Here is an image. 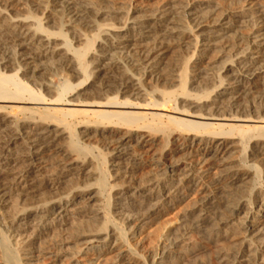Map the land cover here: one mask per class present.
<instances>
[{
  "label": "bare ground",
  "instance_id": "obj_1",
  "mask_svg": "<svg viewBox=\"0 0 264 264\" xmlns=\"http://www.w3.org/2000/svg\"><path fill=\"white\" fill-rule=\"evenodd\" d=\"M26 1L30 6L42 7V12L60 11L66 18L64 30L67 33L70 31L68 27L75 28L79 23L85 26L91 23L95 25V17L101 14H123L126 17L118 26L98 24L97 28L102 31L103 36L97 40V47H94L95 38H92L85 39L83 46L78 49L63 42L66 46L63 50L59 44L54 43L60 36H65L62 30L53 32L42 24L47 15L41 14L36 28L32 29L31 24V27L24 25L30 17L7 21L3 14L7 15V9L11 8L10 3L3 4V8H0V205L8 206L12 199L16 198L24 202L39 191L58 188L57 186L73 170L78 174L88 173V177L96 175L94 184L93 182L90 184L94 185V188L86 181L87 185L84 184L76 191L71 190L68 195L65 193V197L61 195L63 197L55 199L52 196L46 204L43 200L44 205L41 208L30 209L28 206L23 208L21 205L22 211L17 209L21 213L12 217L14 212L11 211L21 202L15 205L14 202L18 199L13 201L11 203L13 208L8 212V215L10 212L12 214L7 225L9 234L0 235V256H3L6 262L26 264L24 260L29 261L39 254H47L53 264L59 262L88 264L96 260L101 251L107 248L105 243L94 245L95 242H99L100 237L104 242L115 237L119 242L128 245L129 235L124 226L121 228L111 218L108 209L110 204L104 207L102 222L98 228L96 226L97 229H91L92 227L88 229L90 225L86 224L83 225L85 230H75L73 236L82 239L83 242L73 252L67 253L63 250L65 238L60 237L53 239L47 248L38 249L33 243L28 245L30 248L25 246L29 250L25 252L22 249L23 256L21 255L23 252L20 253L21 249L13 248L9 243L13 236L11 233H20L23 230L22 226L30 219L36 222L49 220L52 226L60 224L67 213L75 211L76 208L81 209L86 202L94 199L106 188L109 183L107 182L109 170L104 169V165L107 162L105 163L103 155V157L89 155L88 151L92 148L89 143L91 138L104 143V148L109 154L116 156V161L111 164L117 166V171L120 169L119 172L124 177H130V183L114 194L115 200L111 206L120 210H134L132 215L127 216V220H134L139 227L152 220L159 212L158 208L163 201H172V197H180L193 186L202 185L204 177L212 167H222L217 170L218 175L211 185L202 186V198L194 210L181 220L182 228L167 234L159 251L151 255L153 260L150 264H175L183 252L182 247L185 248L189 244L193 234H198L200 239L210 237L214 230H220L228 225L234 211L243 205L253 207L255 202L249 190L255 184L264 187V80L260 87L245 86L243 80L256 74L259 71L256 64L260 59L264 60L263 3L257 1L244 3L238 10H226L212 17L214 12L202 6L204 2H208L207 0H179L152 9L148 14L142 15L140 20L134 21L127 17L132 8L143 9L133 6L131 0ZM188 32L195 34L196 47L200 41L203 42L200 49L202 57H197L200 58L197 64H200L202 59L217 61L225 56L228 61L219 67L221 72L213 89L200 90L202 93L198 91L199 94H193L194 91L190 93L185 89L186 84H190L186 77L188 70L191 67L198 69L196 65H190L197 52H191L192 57L190 55L187 57L185 66L179 71L171 73L169 70L170 80L178 82L176 84L185 96V102L190 101L188 107L194 103V107L199 105L203 102L201 101L203 97L208 99L212 94L214 95L212 102L220 103L223 94H227L225 100L228 101V107L224 109L226 114L215 116L213 113L217 111H212V114L202 113L195 116L193 113L185 114L183 109L178 111L187 117L201 119L199 122L179 118L180 116L165 115L162 112L157 113L158 111L155 113L121 111L120 108L136 110L147 107L163 111L164 107L174 103L173 91L169 90L174 89L176 84L173 88L172 83L170 89L166 88L168 91H160L154 85L157 90L153 88L151 92L156 94L158 99L149 95L145 106L132 103L128 99L119 101L117 94L134 92V96L140 94L146 97L145 94L148 93L143 92L144 83L141 78L150 74L154 76L157 72L156 65L162 60V55L172 47L179 48ZM199 36L204 38L199 39ZM116 48L124 51H116ZM89 55L93 56L92 59L86 60ZM119 65L122 66L120 67L122 70L125 69L126 72L129 70V73L124 71L116 73ZM94 69L98 71L94 72ZM57 72L66 76L61 90H54L51 81L41 79L44 75H58ZM81 74L82 82L70 84L71 78L79 79ZM91 76L98 84L89 83L88 86L87 80ZM234 85L238 87H233ZM57 87L59 89V86ZM75 88V93L78 97L83 96L82 99L85 97L86 100L90 98L100 100L102 97L105 101L84 99V103L79 102L77 105L100 109L59 107L58 105L68 106L72 99L75 100V95L71 100L65 98L68 90L74 91ZM216 88L226 92L218 91ZM111 93L113 96H109ZM226 105L222 107L225 108ZM10 115L17 118L12 117L11 121L8 119ZM149 116L151 120L148 119ZM78 119L81 120L82 125L80 122L79 124L83 126V130L76 132L75 120ZM63 135L67 141L61 146L60 143L65 141L59 143V138ZM161 135L162 139L165 137L166 145L161 147L162 149L159 148V151H152V145ZM173 138L177 142L174 147L169 146L170 143H174L171 141ZM162 139H159L160 142ZM234 146H238L240 152L244 153L241 155L244 156H241L240 166L227 167L222 161ZM257 158L261 164L255 163ZM146 161L152 164L158 177L143 182L133 181L134 174L145 167ZM87 166L90 168L85 171ZM253 196L263 198L264 190L260 192L257 190ZM145 205H151L153 208L144 211ZM253 228V221L244 222L237 230L229 233L226 239L233 240L237 234H243L245 242H242L243 246L238 249L230 247L231 249L221 251L218 257L226 264H264V237L253 238L251 235ZM130 234L134 235L133 232ZM129 249L126 254H119L114 264H148L135 249L130 247ZM64 260L67 262H63Z\"/></svg>",
  "mask_w": 264,
  "mask_h": 264
},
{
  "label": "rangeland",
  "instance_id": "obj_2",
  "mask_svg": "<svg viewBox=\"0 0 264 264\" xmlns=\"http://www.w3.org/2000/svg\"><path fill=\"white\" fill-rule=\"evenodd\" d=\"M178 1L179 0H131V4L133 6H136V8L140 7L143 10L132 8V10L130 11V14L127 17H130L131 20H134V21L140 20L142 18V15L148 14V12L150 10L156 9L157 7H160V6L172 4V3L178 2ZM207 1L208 2H204L202 4V6L205 9L212 10L214 12V15L212 17L216 16L217 14L219 15V12L222 13V12H225L226 10L227 11L228 10L229 11L238 10L240 8V6L243 5L244 3H249L252 1L253 2L257 1V3H263L264 4V0H207ZM6 3L11 4V8L7 9V12H6L7 15L3 14L4 17L6 16L7 21H10L11 19L16 20V19H24L25 17H30L29 20H26L27 22H25L24 25L28 26V27L32 26L31 27L32 29L36 28L35 25H37L39 17H42L41 14H43L44 16L47 15L46 18L42 21V24L53 32H59L60 30H62V33L65 36H60L57 40L54 41V43L59 44L60 47L63 48V50L66 48V46L63 42H67L70 45V47H72V48L77 47V49H78V47L83 46L85 39H92V38H95L94 47H97L98 46L97 40L100 39L101 36H103L101 34L102 31L99 30V28H97L98 24H99V26H106V25L118 26V25H121L122 21H124L125 17H126L123 14H113V15H109L106 13L101 14V15L95 17V22L97 25L96 24L92 25V23H91V25L89 24V25L85 26L83 23H79L77 26H75V28L68 27L67 29L70 30L69 31L70 33L69 32L67 33L66 30H64L65 24H66V18H64L65 16L63 14H61L60 11L54 12V13L42 12V7L30 6L26 0H13V1L12 0H1L0 1V8L2 9L3 8L2 5L6 4ZM134 4H136V5H134ZM144 9H145V11H144ZM56 10H60V9L56 8ZM203 11H204V9H203ZM7 16H8V18H7ZM30 24H31V26H30ZM98 33H100V35ZM189 33L190 32H188V34L186 35V37L183 40L184 43H182V45L184 47H181L182 45H180V47H179L181 51L179 50L178 47H172V48L168 49L162 55V57H163L162 60L159 61V63L156 65L157 66V72L159 71L158 74H157V72L154 76L150 74L151 76L154 77V80H153V77H151L150 75L149 76H143V78H141L142 82L144 83V87H142L143 92L148 93V94H145L146 97L144 95H140V94L139 95L135 94V96L138 95V97L137 96L135 97L134 92L132 94L129 93L130 95L128 93H122L121 92V94L120 93L117 94L118 95L117 100L122 101L124 99H128L132 103H137L140 106H145V103H148L147 98L150 97L149 95H151L152 97L155 96V98L158 99V97H156V94L154 95L151 92L152 89L157 86L156 88H159L158 90L166 91L167 89H170L172 84H173V88H174L175 84L178 82L170 80L171 79L170 72L172 71L171 73H173V72H176V71H179L180 69H182V67L185 66L184 64L186 62V59L189 58L190 54L192 55L193 51L197 52L196 56H194V59H193V62L195 61V63L192 62V63H190V65H192V66L196 65L198 67V69L191 67L188 70L189 73L187 72L186 77H187V79L190 80V82H189L190 84L187 83L185 86V89H187V91H190V93H193V91H194L193 94L202 93L201 91H204V89H206V90L213 89V86L216 85V83L218 81L217 80L218 74L221 72L220 71L221 68H219V67H222L224 65V63H226L228 61V58H227V56H225L223 58L221 57L217 61L209 60V59H205V60L202 59L200 61V64H197L196 62H198L200 60V58H197V57H202L200 55V53H201L200 49L203 47L202 46L203 42L200 41L196 47V44H195L196 43L195 42L196 36L193 33H190V34ZM95 34H96V37H95ZM72 36H73V38H72ZM203 38H204V36H199V39H203ZM115 50L116 51H119V50L124 51V50L119 49V48H116ZM178 51H180V52H178ZM177 54H179V56ZM92 57L93 56L89 55L86 57V60H88V59L91 60ZM173 57H174V59H173ZM175 57H177V58H175ZM177 60H178V62H177ZM261 60L262 59H260V61L256 64V66L259 68V71L256 74H253V75H250V76H247L246 78H244L245 80H243V82H244L243 84L245 86L256 85L257 87H260L261 82H263V80H264V60H262V61ZM171 62H174V63L172 64ZM175 63H178V64H176L177 66L175 65ZM178 65H179V69H178ZM118 67L120 68L122 66L119 65ZM119 68L116 69L117 70V71H115L116 73H120L123 71L126 72L125 69L122 70L121 68L120 69ZM173 68L175 71H173ZM169 70H171V71H169ZM97 71L98 70L94 69V72H97ZM127 72L129 73V70H127ZM53 73H56V72H53ZM159 73H160V75H159ZM57 74L58 75H56V74L44 75V76H41V79L48 80L49 82L51 81L50 83H51V85H53L54 90H61L60 88L63 87L62 84L65 82L64 79L66 80V76H63V74H61V72H57ZM101 74H102V72H101ZM137 75H134V77L135 76L138 77ZM157 75H159V76H157ZM46 76L48 78H45ZM79 76H80V74H79ZM163 76H164V78L165 77L166 78L164 79ZM90 78L87 80L88 86H89V83H90V85L91 84H95V85L98 84V83H96V81L93 77L91 79ZM71 79L69 80V82H71L70 84H72V85L75 84L76 82L80 83V82H82L81 80H83V74H81V77H79V79L78 78H76V79L71 78ZM166 79H168V80H166ZM209 79H211V80H209ZM155 80H157L158 82H156ZM169 80H170V82H169ZM78 83H76V84H78ZM168 83H170V84H168ZM60 85H62V86H60ZM154 85H155V87H154ZM162 85H164V87ZM57 86H59V89ZM233 87H238V86L234 85ZM178 88H179V86H178V84H176V87L174 89L171 88V90H169V91H173L172 97L174 99V103L172 105H169L168 107H164L163 111L162 110H156L155 108H149L147 106H146L147 108H141V109H136V110L135 109L131 110V108H128V109L127 108H122V109L120 108V110L121 111H138V112H147V113H152V112L155 113V111L156 112L158 111L157 113L162 112V114L165 113V115H171V116H177V117L180 116L179 118H184L187 120L191 119L193 121L194 120L199 121L201 119H197L194 117H187L185 114H189V113L192 114L193 113L192 115L199 116V115H202V113H204L205 115L206 114H212V111L213 112L217 111L215 114L213 113V115H215V116L217 114L218 115L219 114L220 115L226 114L224 109H226L228 107V101L225 100V99H227V94H223V97L221 98L222 100L220 103L219 102L218 103L212 102V100L214 98V95L212 94L208 99L203 97L201 100L203 102H201L199 105L194 107L193 106L195 104L194 103V104L190 105V107H188L189 106L188 102H190V101L186 100V102H185L186 98L184 99L185 96L182 94V92ZM216 89L218 91H223L224 93L226 92V91L219 89V88H216ZM154 90H153V92H154ZM75 91H76V88L74 89V91L68 90L67 94L65 95V98L66 99L68 98L67 100H69V99L71 100V98H73V96L75 95V97H74L75 100L72 99L70 102L71 103L70 105H68V106L67 105H65V106L64 105L63 106L58 105V106L61 108H65V109L73 108V107L77 108V109H88V110L89 109H100L99 107H92V108L84 107L83 108L81 106H77L80 103H84L85 97L83 99H82L83 96L78 97L77 94L75 93ZM198 91H199V93H198ZM231 92L233 93L234 91H231ZM149 93H151V94H149ZM50 94H52V93H49V95ZM109 96H113V93L109 94ZM123 96H124V98H123ZM76 97H78L77 101H76ZM176 97H178V98L176 99ZM101 98H100V100L99 99L94 100L91 98L87 99V100L85 99V100L86 101H93L94 100V101L104 102L105 99H103V98L101 99ZM210 98H212V99H210ZM142 99H145V100H142ZM205 99H206V101H205ZM138 100H139V102H137ZM175 102H177V103H175ZM211 104H212V106H211ZM71 105H72V107H71ZM173 105L175 107H173ZM224 105H226L225 108H223ZM184 106H185V108H184ZM207 106H208V108L206 109ZM175 108L176 109L178 108V110H176ZM214 108H216V109H214ZM109 109H112V108H109ZM124 109H126V110H124ZM173 109H175V110H173ZM180 109H183V111H185L184 112L185 114H179L178 111ZM208 109H209V111L207 112L206 110H208ZM175 113L178 115H176ZM10 116L8 117L9 120H11L13 115L11 117ZM13 118L15 119L17 117L14 116ZM148 119L151 120V116H149ZM201 121H199V122H201ZM76 122L78 125L76 124ZM79 122L82 125L81 120L80 121H79V119L75 120V127H77V128H75L76 132L83 130V126H81L79 124ZM59 130H61V129H59ZM57 132L60 133V131H58V129H57ZM63 136H61L59 138V143H60V141L61 142L65 141L64 143H60L61 146L62 145L64 146L66 141H67V138L65 139V136L64 137ZM62 139H64V140H62ZM159 139H162V135L158 138L156 143L152 145V151L153 150L159 151L158 150L159 148L162 149L166 145L165 144L166 139L164 136L162 139V141H164V142H162V141L160 142ZM92 140H93V138H91L89 140L90 147H92V148H90V151H88V153H90L89 155L90 156L91 155L92 156H98V157L103 155L105 160H106L105 163L107 162V164L104 165L106 168L103 166L104 169L109 170V174L107 177V182H109V183H107L106 188L100 194H98L94 199L86 202L83 205L84 207H82L81 209L76 208L75 211L67 213L64 216V218L61 220L60 224H57V225L53 224V226H52V222H50L49 220L43 221V222H36V220L30 219V221L26 225L22 226L23 230H21L20 233L19 232L17 234L11 233V236L12 235L13 236L10 238L9 243L11 244V246H13V248H17V249H21V250L23 249L25 252H27L29 250L28 248H30L28 245L31 243H33L34 247H36L38 249H42L44 247L47 248L49 246V244H51L50 242L53 239L60 237L63 239L65 238V245L63 247V250L66 251L67 253H70V252H73L75 249H77L79 246H81L82 242H83L82 239L73 236V234L77 231V229L81 230V231L85 230L86 228L83 227V225H86V224L90 225L88 229H90L91 227H92L91 229H97L100 226V224L102 222V216L101 215L104 211V207L108 204H110V206H111V203H113L115 200L113 197L114 194H116L118 192V189H123L124 187H126L130 183L131 179H130V177H124L123 174H121V172H119L120 169H119V171H117V166H115L114 164H111L112 162L116 161V159H115L116 156H114L112 153L109 154V151L104 148V143H102L99 140H97V141H94V140L92 141ZM91 141L93 142V144ZM171 141L174 143H170L169 146H173V147L176 146L177 142L174 141V138ZM162 144H164V145H162ZM91 151H92V153H91ZM99 151H101V152H99ZM107 151H108V154H107ZM230 151H233V152H230ZM241 154H244V153L240 152V148H238V146H234L226 153L227 157H225L226 159L224 161H222V163H225V166L227 165V167L228 166L232 167L233 165H234L233 167L240 166L241 165L240 162L242 160L241 158L244 156V155L242 156ZM101 162H103V158H102ZM251 162L252 161H250V163ZM255 163L261 164V161L259 160V158H257ZM79 166H81V163L79 164ZM88 167L90 168V166H87L85 168V171L88 170ZM220 168H222V167H220ZM220 168L218 166L212 167L210 169V171L204 177L202 185L200 184V185L193 186L191 189H188L185 193H183L180 197H172V201H170V200L169 201L168 200L163 201L158 208L159 212L154 215V217L152 218V220L150 222L144 224L142 227H139L135 223L134 220H132V221L127 220V216L130 214L132 215L134 213V210H129V209H121L120 210L116 207H113V206L110 207L109 206L108 209H109V213H110L111 218L121 228H123V226H124V229H126L125 231L129 235L128 245L123 244L122 242H119V239H116L115 237H111L110 239H107L105 242L100 237L98 239L99 242H95L94 245L105 243L107 248L101 251L99 257L96 260H93L92 262H90L88 264H114V262L117 261V259L119 258V254H121V253L126 254L127 252L130 251L129 247L132 248L133 250L135 249V251L140 256L142 255L141 258L143 261L147 262L148 264L152 263L153 258H151V255H154L155 252L157 253L159 251V248L161 247V244L164 243L163 240L167 236V234L172 233V231H178L179 228L180 229L182 228L183 223L181 222V220L184 218V216H186L187 214H190L194 210V207L198 204L199 200L202 198V195H203L202 186L211 185L213 183L214 179L218 175L217 170H219ZM154 170L155 169L153 168L152 164L150 162L146 161L145 167H143V169H141L140 171H138L137 173L134 174L133 181L137 180L138 182H143V181H147L149 179L158 177V176H156V171H154ZM153 173H154V175H153ZM88 176H89L88 173L85 174V173L79 172V174H78L77 171L73 170L71 172V174H68V176H66L63 179V181L57 186L58 188H56V187L53 188L55 190H53V189H46L45 190L44 189L42 191H39L37 194H34V196L28 197V199H26L24 202H22V200H19L18 198L15 197L16 199H14V200L12 199V201L8 204V206L7 205L6 206L0 205V235H2L3 233L9 234V232H8L9 229L7 226L9 219H11L13 216L21 213V211L24 207L28 206V208H30V209H36V208L38 209V208L43 207V205H44L43 202L46 204L47 201H50L51 200L50 198H52V196H54L55 199H57L59 197H63V196L65 197V195H66L65 193H67V195H68V194H70L71 190L76 191L79 188L81 189L84 186V184L90 185V184H92V182L94 184V178L96 177V175H92L91 177H88ZM86 181H88V183ZM118 183H120L121 185L119 184V186H118ZM76 185H78L77 188H76ZM90 186H92L91 188H94V185H90ZM111 187H113V188L115 187L116 189L115 188L112 189ZM262 189L264 190L263 186H261L260 184H255V186L249 190L250 192H252L251 197L254 198V202H255L253 207L251 208L248 205L247 206L243 205V207L234 211V214L232 215L228 225H226L224 228H222L220 230H214L210 236L212 238H210V237L205 238L204 237V238L200 239L198 234H193L189 240V244H187L185 246V248L184 247H182L183 249L181 248L183 252H181L180 257H179V261L176 262L175 264H226L225 261H222V259L218 257L219 253L221 251L227 250L228 248L231 249L232 247L238 249V247H240L242 245V242L243 243L245 242V239H243V236H244L243 234H237L233 240H229L228 238L226 239V237L229 235V233H232L234 230H237V228H239L244 222L253 221L254 222V228L252 230L253 232L251 233V235H253V238H255V239H262L264 237V197L262 198V196H259V197L253 196L257 190H259V192H260ZM43 192H46V194ZM61 195H63V196H61ZM99 196H101V197H99ZM107 197H108V199H105ZM46 198L49 200H47ZM15 200H17V201H15ZM107 200H109V201H107ZM13 201H15L14 204L15 203L17 204L20 201L21 202L19 203V205L15 204L16 208H13V206L11 204V203H13ZM21 205L23 208L20 207ZM32 206H35V207H32ZM17 207H19V208H17ZM8 208H10V210ZM12 208L15 210L11 211ZM152 208H153V206H151V205H145L143 207V210L144 211L149 210V209L151 210ZM17 209L21 210V211L18 212ZM2 211H4V212H2ZM9 211H11L12 213L14 212V214L12 215L10 212L9 213L10 216H9L8 215ZM15 211H17L18 213L17 212L15 213ZM11 215H12V217H11ZM51 218H53V217H50V219ZM80 226H82L83 229ZM96 226H97V228H96ZM131 232H133L134 235H131L130 234ZM260 237H262V238H260ZM246 238H249V237H246ZM0 240H1V236H0ZM22 245L24 248H22ZM25 246H27L28 248ZM21 250H20V253L23 252V253H21V255H22V254H24V251L23 250L21 251ZM144 256H146L147 258L146 257L144 258ZM121 261H122V263H124L123 259ZM5 262H6V259L3 256H0V264H3ZM23 262L26 264H28V263L29 264H53L52 259L50 257H48L47 254H39L35 259H31L29 261L24 260ZM63 262H67V260H64ZM5 264H11V262H6ZM57 264H60V262Z\"/></svg>",
  "mask_w": 264,
  "mask_h": 264
}]
</instances>
